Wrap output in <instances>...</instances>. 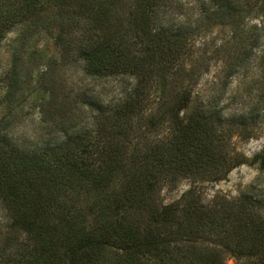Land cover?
<instances>
[{
    "label": "trees",
    "instance_id": "obj_1",
    "mask_svg": "<svg viewBox=\"0 0 264 264\" xmlns=\"http://www.w3.org/2000/svg\"><path fill=\"white\" fill-rule=\"evenodd\" d=\"M40 1H0V42L25 17L32 30L47 20ZM46 1L53 2L49 22L59 30L54 41L65 59L74 57L87 78L130 81L110 110L85 90L72 101L64 98L60 105L68 102V113L58 125L62 137L53 142L14 139L0 125V204L12 234H20L2 236L0 264H224L226 256L264 264L259 201H200L193 191L185 201H159L162 182L173 174L215 181L223 177L217 168L231 159L220 154L204 112L185 123L178 119L191 85L180 83L172 123L141 116L149 97L159 90L164 95L176 78L186 82L179 61L189 32L184 23L173 25L171 0H127L124 7L117 3L123 0ZM198 1L200 16L229 27L237 40L231 76L264 40V0ZM258 18L261 26L248 27ZM260 62L264 77V49ZM157 78L163 85H153ZM55 97L47 101L51 112ZM76 109L91 111L87 127L78 126ZM236 157L231 160L243 162ZM11 235L23 239L10 248L14 256L4 253Z\"/></svg>",
    "mask_w": 264,
    "mask_h": 264
},
{
    "label": "rangeland",
    "instance_id": "obj_2",
    "mask_svg": "<svg viewBox=\"0 0 264 264\" xmlns=\"http://www.w3.org/2000/svg\"><path fill=\"white\" fill-rule=\"evenodd\" d=\"M126 1L123 0L122 5L117 2L118 6L124 7ZM38 3L42 17H47V20L32 30L30 17H25L23 22L7 31L0 42V125L10 137L29 140L33 144L53 142L62 137L63 129L58 125L60 120L65 119L67 114L64 113H68V102L60 105L64 98L72 101L85 90L88 94H97L100 106L110 110L123 100L125 86L130 81L121 82L113 77L87 78L80 63L74 57L65 59L54 41L59 30L49 22L53 2L50 4L41 0ZM172 7L176 19L173 21L167 13L165 18L173 21V25L184 23L189 32L188 45L179 61L183 63L180 74L186 82L176 78V84L167 85L164 95L159 90V93L149 97L141 116L145 121L154 116L171 122L174 103L180 99L175 96L176 93L181 87L191 85L193 92L188 108L179 113L178 119L185 123L196 113L204 112L205 121L210 126L208 131L218 137L216 144L221 146L220 154L231 159L239 155L243 162L226 161L224 167L217 168V175L223 177L215 181L207 180L202 174H173L162 182L159 201L164 206L185 201V196L191 191L200 196V201L238 203L251 199L259 201L261 215L264 216V160L258 158L264 151V77L260 62L264 40L254 48L243 68L229 76L231 67L236 64L233 58L237 52V40L232 38V30L214 23L210 18L201 17L198 0H171L169 10ZM45 10L50 11V16ZM116 11L111 10L114 18L118 17ZM253 24L261 26V18L248 23V27ZM248 32H251L250 29ZM77 34H72V37ZM180 83H184L183 86ZM161 84L158 78L153 83L158 87ZM53 94L58 105L51 112L47 101ZM88 112L91 111L75 110L76 115H82L76 118L79 127H87L92 121ZM166 127L164 123L159 129L162 135ZM224 169H230L225 176ZM85 205L86 202H83ZM9 226V215L0 204V241L2 236L6 239L7 234H12ZM12 235L20 234L14 232ZM12 235L4 250L10 256L15 255L16 245L23 243L21 237ZM14 246L16 248L11 253L10 248ZM224 264L249 262L226 256Z\"/></svg>",
    "mask_w": 264,
    "mask_h": 264
}]
</instances>
